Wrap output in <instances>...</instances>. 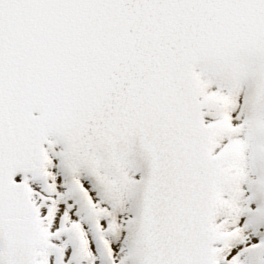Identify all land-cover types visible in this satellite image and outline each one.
Returning <instances> with one entry per match:
<instances>
[{
	"label": "snow or ice",
	"instance_id": "6c2138e0",
	"mask_svg": "<svg viewBox=\"0 0 264 264\" xmlns=\"http://www.w3.org/2000/svg\"><path fill=\"white\" fill-rule=\"evenodd\" d=\"M0 264H264V0H0Z\"/></svg>",
	"mask_w": 264,
	"mask_h": 264
}]
</instances>
